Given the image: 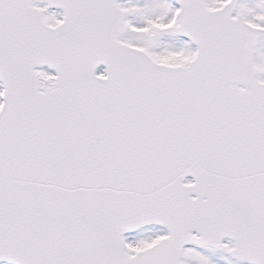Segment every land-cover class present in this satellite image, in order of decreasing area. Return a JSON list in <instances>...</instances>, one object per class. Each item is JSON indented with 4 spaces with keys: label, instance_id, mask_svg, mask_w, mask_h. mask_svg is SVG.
<instances>
[{
    "label": "snow or ice",
    "instance_id": "obj_1",
    "mask_svg": "<svg viewBox=\"0 0 264 264\" xmlns=\"http://www.w3.org/2000/svg\"><path fill=\"white\" fill-rule=\"evenodd\" d=\"M0 264H264V0H0Z\"/></svg>",
    "mask_w": 264,
    "mask_h": 264
}]
</instances>
